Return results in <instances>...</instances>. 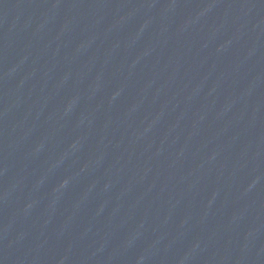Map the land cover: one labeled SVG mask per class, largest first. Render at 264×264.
<instances>
[{
    "label": "water",
    "instance_id": "water-1",
    "mask_svg": "<svg viewBox=\"0 0 264 264\" xmlns=\"http://www.w3.org/2000/svg\"><path fill=\"white\" fill-rule=\"evenodd\" d=\"M0 264H264V0H0Z\"/></svg>",
    "mask_w": 264,
    "mask_h": 264
}]
</instances>
